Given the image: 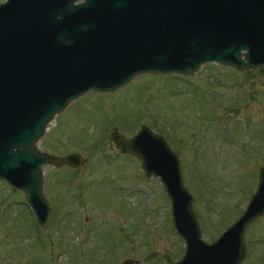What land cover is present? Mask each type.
<instances>
[{
    "label": "rangeland",
    "instance_id": "374dc122",
    "mask_svg": "<svg viewBox=\"0 0 264 264\" xmlns=\"http://www.w3.org/2000/svg\"><path fill=\"white\" fill-rule=\"evenodd\" d=\"M1 1V0H0ZM140 124L179 158L183 184L207 242L242 210L264 162V66L205 62L189 74L146 72L110 91L89 90L47 122L38 148L77 151V167L41 166L50 208L36 222L23 193L0 179V264H169L183 241L157 176L109 139ZM239 264L264 260V215L244 231Z\"/></svg>",
    "mask_w": 264,
    "mask_h": 264
},
{
    "label": "water",
    "instance_id": "95a60500",
    "mask_svg": "<svg viewBox=\"0 0 264 264\" xmlns=\"http://www.w3.org/2000/svg\"><path fill=\"white\" fill-rule=\"evenodd\" d=\"M205 62L264 66V0H1L0 179L23 193L44 225L50 204L41 166L84 162L77 151L38 148L52 116L89 90H114L146 72L189 74ZM108 136L145 175L158 177L183 241L169 264L240 263L245 228L264 215V162L240 213L207 242L165 138L145 124L129 136L113 127Z\"/></svg>",
    "mask_w": 264,
    "mask_h": 264
}]
</instances>
